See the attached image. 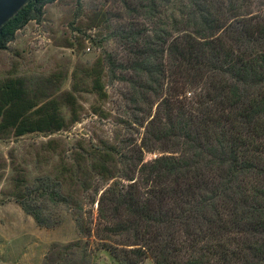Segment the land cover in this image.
Returning <instances> with one entry per match:
<instances>
[{
	"label": "rangeland",
	"instance_id": "374dc122",
	"mask_svg": "<svg viewBox=\"0 0 264 264\" xmlns=\"http://www.w3.org/2000/svg\"><path fill=\"white\" fill-rule=\"evenodd\" d=\"M195 1L156 0L152 11L148 0H56L0 50L1 84L23 79L30 99L37 105L54 99L66 119L70 92L78 114L75 123L53 133L0 137V221L8 225L6 234L0 233V244L16 251L13 264H154L150 254L139 258L132 253L142 245L136 231L122 227L130 219L127 209L113 212L119 202L105 193V217H101L99 200L109 189L146 193L156 177L153 163L161 156L185 157L190 166L183 168V178L176 181V174L166 175L162 184L183 190L187 180L193 187L201 186L206 197L203 216L185 224L183 200L171 197L163 202L168 230L175 232L179 246L184 245L176 260L185 262L195 248L205 247L211 241L207 226L217 229L223 222L230 227L222 231V238L232 245L226 263L219 264H264V249L256 244L264 245L263 178L252 170L224 165L214 140L221 127L231 128L234 122L220 127L202 121L211 104L206 96L218 85L216 72L213 75L208 65L191 68L179 55H170L171 40L166 39L163 57L158 56L163 67L153 83L147 72L135 66L138 47L126 38L131 29L144 31L148 38L161 29L172 38L181 35ZM209 5L221 23L215 42L229 54L245 57L264 52L263 43L246 49L230 34L234 25L257 34L264 27V0H212ZM98 58L103 66V99L92 89L89 77ZM152 64L156 66L154 59ZM220 80L234 82L227 72ZM75 86L83 91L74 90ZM259 89L251 87V97L243 102L259 101L264 94ZM215 114L231 116V111L226 107L224 113ZM247 120L241 121V138L249 128ZM259 121L264 123V117ZM166 127L168 133L161 135ZM257 141L264 144V128ZM102 154L108 156L105 172L92 165ZM20 202L43 223H37ZM258 208L260 224L253 217Z\"/></svg>",
	"mask_w": 264,
	"mask_h": 264
},
{
	"label": "trees",
	"instance_id": "16d2710c",
	"mask_svg": "<svg viewBox=\"0 0 264 264\" xmlns=\"http://www.w3.org/2000/svg\"><path fill=\"white\" fill-rule=\"evenodd\" d=\"M54 1L56 0H28L11 19L1 26L0 50L4 49L7 43L13 40L17 30L24 27L29 21H38L43 13L44 6ZM148 1L150 3L149 9L155 11L156 0ZM211 1H195L196 7L192 9L194 12L191 11L186 14L184 20L186 26L185 29H182L183 33L181 35L177 34L172 38L170 37L171 34L166 35V32L163 33L161 29L159 30L161 33L154 30L153 36L148 38L143 37L144 31L131 29L128 31L130 36L126 38L138 47L135 51V66L138 70L147 72L149 80L153 83L157 81L156 75L163 67L158 59L163 57L164 47L168 39L171 40L168 44L170 55H179L184 63L189 66L191 64V68L194 64H196V67L208 65V69L213 71V75L216 72L215 77H219L218 85L215 84V90L212 93L208 92V96H206L211 104H209L208 111L204 113L202 121L206 126H210V124L220 126L222 123L228 125V123L234 122L233 127L228 129L220 126L222 131H220L219 137L216 135L214 140L217 147H220V156L224 158L223 163L227 168L252 170L260 180L263 178L264 183V144L257 141L264 128V123L259 121L264 117V94H260L259 101L253 103L243 102L251 97V87L258 86L260 91L264 90V52L260 54L256 51L253 53L254 56L247 54L245 57L244 54L239 55L235 52L229 54L223 45L215 42L217 40L215 32L219 30L221 23L220 18L215 16L216 13L211 12L209 5ZM140 7L147 8L141 3ZM235 26L232 27L230 34H235L234 41L238 45L243 44L244 48L248 49L249 47L252 49L254 46L258 47L262 43L264 44V27H261L260 24L261 30L253 35V32H249L245 26H236L238 28ZM231 39L233 40V38ZM219 42H221V39ZM246 42H248V45L244 46ZM159 55L161 57H158ZM152 59L156 62L154 67H151L153 65ZM94 66L95 68L90 69L89 76L92 78V89L103 99L106 94L101 83L103 66L99 58ZM226 72L232 73L233 83L226 84L220 80L221 75L226 74ZM26 85V81L23 79H16L14 82L10 81L4 84L0 83V137H3L6 133H12L16 137L34 132L53 133L69 127L78 120L75 97L70 92L66 94V103L70 110V116L66 119L62 114V108L54 99L37 105L34 99L29 98ZM74 90L83 91V88L75 86ZM260 91H257V94ZM226 107L231 111V116L214 115V113H224ZM219 109H222V111H218ZM231 117H233V120H231ZM238 118L240 121H238ZM243 118L249 119L247 120L249 128L245 132V137L241 138L240 129L244 124L241 123ZM227 119L229 122L226 123L225 120ZM168 131L166 127L160 133L165 135ZM205 131L209 132V129L206 128ZM157 137L160 139V135H157ZM220 156L218 157L220 158ZM107 157L105 154L100 155L99 160L92 162V165L105 172L106 167L103 162L107 161ZM153 164L156 165V168L154 166L152 168L156 177L152 181L151 189L144 194H140L133 189H128L124 193L112 189L106 190L99 200L100 216L105 217L102 203L105 198L104 195L105 193L111 194V197L119 202L118 205L112 207V211H116L119 207H125L128 211L130 219L122 222V227L132 229L138 233L142 249L133 250L132 253L139 258L148 253L154 259V264H211V260H214L215 264H219V262L226 263L232 242L228 238H222V231L230 227L229 225L226 226V223L223 226V222H221V227L217 225V229L211 228L212 225L207 226L206 232L208 234L206 235L209 236L211 241L206 243L205 247L195 248V253L185 262L180 263L179 260H176L178 252L182 250L184 245L179 246L180 240L175 232L168 230V215L164 210L163 202L166 198L180 197L183 204H185L181 210L183 216L181 222L185 224L187 220L199 219L203 216L205 211L204 199L206 197L201 193V186L193 187L187 180V186L183 190L181 187L178 190L175 185L167 188L166 185L161 183L162 178L166 175L176 174V181L183 178L185 175L183 168L190 167L187 158L161 156L156 158ZM191 179L196 180L197 177ZM20 197L23 198V196ZM191 197H194V199L190 200ZM19 204L24 211L32 213L37 223H43L29 207L21 202ZM253 217L258 218L260 224L261 210L259 208L255 210ZM250 222L254 223L253 220ZM164 225L167 229L162 228ZM204 238H201L200 241H203ZM211 242L213 244H210ZM256 244L260 250L264 249V245L257 242Z\"/></svg>",
	"mask_w": 264,
	"mask_h": 264
},
{
	"label": "water",
	"instance_id": "95a60500",
	"mask_svg": "<svg viewBox=\"0 0 264 264\" xmlns=\"http://www.w3.org/2000/svg\"><path fill=\"white\" fill-rule=\"evenodd\" d=\"M28 0H0V28L22 8Z\"/></svg>",
	"mask_w": 264,
	"mask_h": 264
},
{
	"label": "crops",
	"instance_id": "0c3cea01",
	"mask_svg": "<svg viewBox=\"0 0 264 264\" xmlns=\"http://www.w3.org/2000/svg\"><path fill=\"white\" fill-rule=\"evenodd\" d=\"M0 213H1V208H0ZM8 230V225H3L0 221V233L1 235H4L6 234ZM5 247H3L1 244H0V264H13L12 262V259L14 258L13 255L16 254V251H13V250H10V249H6L5 251Z\"/></svg>",
	"mask_w": 264,
	"mask_h": 264
}]
</instances>
